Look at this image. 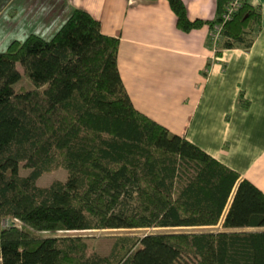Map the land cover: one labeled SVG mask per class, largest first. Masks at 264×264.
Returning a JSON list of instances; mask_svg holds the SVG:
<instances>
[{"label": "trees", "instance_id": "16d2710c", "mask_svg": "<svg viewBox=\"0 0 264 264\" xmlns=\"http://www.w3.org/2000/svg\"><path fill=\"white\" fill-rule=\"evenodd\" d=\"M168 1L182 31L222 24L218 56L250 48L261 31V8L248 0L226 22L234 0H217L213 20ZM119 46L75 8L53 36L31 33L0 51V263L264 264V192L136 109ZM23 75L34 88H15ZM20 165L32 171L20 175ZM61 168L65 180L37 184ZM220 222L219 231L118 236L108 254L80 234L56 235Z\"/></svg>", "mask_w": 264, "mask_h": 264}, {"label": "crops", "instance_id": "0c3cea01", "mask_svg": "<svg viewBox=\"0 0 264 264\" xmlns=\"http://www.w3.org/2000/svg\"><path fill=\"white\" fill-rule=\"evenodd\" d=\"M183 1L191 20L216 16L217 0ZM248 1L261 8V31L250 48L220 56L208 45L210 27L180 30L168 0H0V22L13 5L30 26L22 36L51 37L73 9L86 10L120 38L118 67L136 109L264 192V0ZM10 42L1 38L0 51Z\"/></svg>", "mask_w": 264, "mask_h": 264}, {"label": "rangeland", "instance_id": "374dc122", "mask_svg": "<svg viewBox=\"0 0 264 264\" xmlns=\"http://www.w3.org/2000/svg\"><path fill=\"white\" fill-rule=\"evenodd\" d=\"M54 3H56V0H52ZM4 16L1 19L2 24H5L6 26L3 29L0 28V40L5 39L8 37V42L10 40L15 39L17 37V34H19V39L24 40L25 37L22 36L26 30L30 29V26L27 24L25 20H22V17L17 10L15 6H10L6 9H3ZM31 13V11L29 12ZM22 20L23 23L17 22L18 19ZM28 18V17H27ZM26 19V18H24ZM9 26V27H8ZM32 32V31H31ZM42 36L45 38H49V35L42 33ZM53 36V35H52ZM17 39V38H16ZM13 41V40H12ZM11 41V42H12ZM10 42V43H11ZM1 45V43H0ZM7 45V43H6ZM8 47V46H7ZM6 47V48H7ZM3 49V50H6ZM19 70L23 73L22 66L18 64ZM15 88H21L25 87L27 89L34 88V85L26 78L24 75L22 78L14 85ZM32 170L28 168H24L22 165L19 167V174L26 176L28 175ZM67 178V171L66 169H58L53 172H48L43 174L37 181V184L39 186H48L50 185L54 180H65ZM9 221L5 220V226H8ZM219 231L223 230L222 223L220 222L218 225L215 226H207V227H190V228H140V229H109V230H87L82 232H74V233H64V232H58L56 235H63V234H80L84 237H86L89 241V243L101 254H108L118 236H133V237H141L148 233H156V232H203V231ZM36 235L39 236H51L54 233L51 231H35ZM1 264V263H0Z\"/></svg>", "mask_w": 264, "mask_h": 264}, {"label": "built area", "instance_id": "2783aa9c", "mask_svg": "<svg viewBox=\"0 0 264 264\" xmlns=\"http://www.w3.org/2000/svg\"><path fill=\"white\" fill-rule=\"evenodd\" d=\"M242 5V0H234L228 7L227 11L224 14V22L232 18L233 13ZM222 38V24H217L214 26L213 30L210 33V45L213 50L217 51L218 42Z\"/></svg>", "mask_w": 264, "mask_h": 264}]
</instances>
